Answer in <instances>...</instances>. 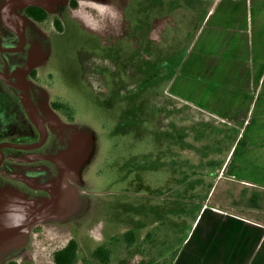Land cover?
Listing matches in <instances>:
<instances>
[{"label": "rangeland", "instance_id": "1", "mask_svg": "<svg viewBox=\"0 0 264 264\" xmlns=\"http://www.w3.org/2000/svg\"><path fill=\"white\" fill-rule=\"evenodd\" d=\"M9 1L0 0V47L18 50V34L2 19ZM214 2L54 0L49 9L40 4L48 13L44 23L25 15L26 2L9 8L25 46L0 53V73L25 80L41 115L57 122L48 141L57 142V200L32 235L29 224L17 240H7L0 264H55L71 240L78 244L74 264H182L185 253L194 264H224V250L238 254L226 264H264L256 233L246 250L241 242L231 249L208 246L238 237L235 229L231 239L220 232L218 218L226 215L213 207L260 218L256 194L264 192L231 190L223 171L213 169L227 163L229 125L166 92ZM22 96L0 79V121L14 117L15 98L22 103ZM53 103L60 109L51 113ZM26 200L13 188L0 192V208ZM234 200L251 207L233 206ZM32 207H22L25 217L36 216ZM200 217L202 232L195 226ZM129 230L134 236L127 239ZM102 245L110 250L108 262L94 256Z\"/></svg>", "mask_w": 264, "mask_h": 264}, {"label": "crops", "instance_id": "2", "mask_svg": "<svg viewBox=\"0 0 264 264\" xmlns=\"http://www.w3.org/2000/svg\"><path fill=\"white\" fill-rule=\"evenodd\" d=\"M166 92L181 106H190L208 119L229 125L233 136L227 163L213 169L223 171L231 190L264 192V0H215ZM235 201L231 205L251 207ZM256 203L262 209V217L256 219L246 215L248 211L226 210L222 204L213 207L222 208L226 215L218 218L220 232H228L231 239L235 229L238 237L229 245L211 242L208 246L221 250L236 248L241 242L246 250L256 233L264 247V194H256ZM200 221L201 217L195 226L202 232L206 228L200 230ZM224 252V264L238 255L233 250ZM183 255L186 258L182 264H194L189 253ZM209 263L222 264L221 259Z\"/></svg>", "mask_w": 264, "mask_h": 264}, {"label": "flooded vegetation", "instance_id": "3", "mask_svg": "<svg viewBox=\"0 0 264 264\" xmlns=\"http://www.w3.org/2000/svg\"><path fill=\"white\" fill-rule=\"evenodd\" d=\"M34 1L36 0H32V2ZM76 1L73 0V2ZM53 3L54 0H41L40 2L45 7H50ZM40 4H32L29 7H40L46 10ZM27 8H25L24 13L32 21L44 23L48 19L38 20L31 17L27 13ZM18 16L21 17L20 14ZM55 24L57 27V23ZM17 30L23 34L21 30ZM16 33L18 34V32ZM18 36L22 48L7 53L21 52L24 48L25 38L23 41L19 34ZM0 53L3 52L0 51ZM0 79L3 80L1 77ZM3 81L15 90L23 92L25 97H21L22 103L15 98L17 111L12 113L14 115L12 119L8 118L2 120L3 122L0 121V192L13 188L23 194L27 200L24 203H17L15 208L12 203L0 208V248L4 246L9 238L17 240L28 229L29 224V235H32L38 227H42L49 219L43 221L39 218V214L46 209H51L57 200V142L50 144L52 147L48 144L50 139L49 129L52 125L47 120V114L45 117L41 115L33 93L25 80L10 81L26 86L29 90L27 92L16 88L6 80ZM52 106L54 109L48 107V111L51 113L53 110L57 111V108L54 105ZM45 161L50 162L48 170H45ZM50 178L51 180L53 178V181H49ZM39 181L44 182L39 183ZM11 197L13 195H9L7 199L11 201ZM29 203L34 205L32 213L36 215L35 217L29 214H27L28 217L24 216L22 207Z\"/></svg>", "mask_w": 264, "mask_h": 264}, {"label": "trees", "instance_id": "4", "mask_svg": "<svg viewBox=\"0 0 264 264\" xmlns=\"http://www.w3.org/2000/svg\"><path fill=\"white\" fill-rule=\"evenodd\" d=\"M27 13L31 17H35L38 20H44L48 18V13L46 10L40 7H28ZM57 25L59 29L62 28L61 23L59 20H57ZM53 105L59 110L60 107L58 105ZM134 232L132 230H129L126 234L127 239L133 238ZM78 252V244L75 240H71L63 249L59 250L55 254V264H74L76 260ZM94 256L102 260L103 262H108L110 258V250L107 246L102 245L95 249Z\"/></svg>", "mask_w": 264, "mask_h": 264}, {"label": "water", "instance_id": "5", "mask_svg": "<svg viewBox=\"0 0 264 264\" xmlns=\"http://www.w3.org/2000/svg\"><path fill=\"white\" fill-rule=\"evenodd\" d=\"M22 2H26L27 4H30V5H32V3H33L32 0H11V1L7 2V3L4 5V7H3L2 19H3L4 23H5L8 27H10L11 29H13V30H15L16 32H18V34L21 36V38H22L23 41H24L23 34H21L17 29H15V28L11 25V23H10L9 20H8V16H7V14H8V10H9V8H10L11 6H13V5H15V4H20V3H22ZM20 48H22V46H21ZM0 51H1V52H11V51H17V50H11V49L9 50V49L0 48ZM0 77H1L3 80H6L9 84L15 86L16 88H19V89L24 90V91H26V92L29 91V90L27 89L26 86H21V85H19V84H16V83H14V82H11L6 76H4V75L1 74V73H0Z\"/></svg>", "mask_w": 264, "mask_h": 264}, {"label": "bare ground", "instance_id": "6", "mask_svg": "<svg viewBox=\"0 0 264 264\" xmlns=\"http://www.w3.org/2000/svg\"><path fill=\"white\" fill-rule=\"evenodd\" d=\"M19 8H23L22 6H19ZM47 8L49 9V7L47 6ZM50 8H52V7H50ZM21 19H23V17H20ZM52 113H53V111H52ZM56 126H57V122H55L54 123ZM54 124H51L52 125V127H55V125ZM8 200V199H7ZM55 203V202H54ZM52 208H56L55 207V205L53 204V207ZM30 209V208H29ZM50 209V208H49ZM73 209V208H72ZM46 210H48V209H46ZM46 210H44L41 214H39V218L40 219H42V216L41 215H45V216H43V218H45V219H47V217H48V213H46L45 211ZM53 212V211H52ZM51 212V213H52ZM67 213H69V212H67ZM71 213V212H70ZM80 213V212H79Z\"/></svg>", "mask_w": 264, "mask_h": 264}]
</instances>
